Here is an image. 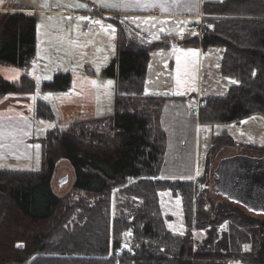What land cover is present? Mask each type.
Segmentation results:
<instances>
[{"label": "trees", "instance_id": "obj_1", "mask_svg": "<svg viewBox=\"0 0 264 264\" xmlns=\"http://www.w3.org/2000/svg\"><path fill=\"white\" fill-rule=\"evenodd\" d=\"M201 15L203 31L186 34L180 45L220 50L218 74L233 84L224 96L201 98L199 128L264 119V0L204 3ZM110 20L114 53L101 74L113 81L112 113L47 130L38 139L37 171H0V264H264V221H246V210L215 195L209 184L169 178L167 133L160 126L168 98L144 93L149 53L167 45ZM36 24L34 15L0 13V66L27 71ZM70 86V75L56 72L40 90L62 95ZM33 93L25 76L16 83L0 77V98ZM34 116L46 124L56 120L40 99ZM221 133L210 136L209 151L197 163L200 181L207 157L231 139ZM61 161L72 174L64 197L52 187ZM114 189L127 199L128 214H112ZM162 193L181 203V235L162 215ZM73 194L82 197L73 200Z\"/></svg>", "mask_w": 264, "mask_h": 264}, {"label": "rangeland", "instance_id": "obj_2", "mask_svg": "<svg viewBox=\"0 0 264 264\" xmlns=\"http://www.w3.org/2000/svg\"><path fill=\"white\" fill-rule=\"evenodd\" d=\"M58 1L61 2L62 6L72 10L75 14L66 17L63 22L49 23L43 20L40 23L37 31V56L31 68L36 82L35 91L38 98L50 104H52L49 98L50 96L41 94L38 84L45 80L47 82L50 81L52 74L58 70L62 73H81L82 70L94 71L96 73L95 77H98L97 73L106 68L109 64L113 52L115 31L113 25L106 22L100 15L99 17L95 16L100 21V27L95 26L96 24L93 23V21L92 23L88 22L89 14L97 11V4L102 0ZM20 2L23 4L29 3L33 8L43 10H50L51 4L53 3V1L50 0H43L41 5L38 4L37 0H21ZM54 2L57 4L56 0H54ZM57 6L59 7L58 4ZM85 23L86 25L83 27ZM187 23V21H184V27ZM47 24L56 26L49 29ZM64 24L67 26L65 27ZM106 26H108V28H103ZM164 27L165 25L161 23L153 24L156 37L162 35L161 30H163ZM89 28L92 30H89ZM186 33L185 30H179L174 38L181 40ZM188 37L194 38L196 35L189 34ZM156 53L157 54L151 59L148 67L146 95L168 98L164 107V115L160 126L161 129L167 133V152L165 156L167 163H169V165L171 163L172 166L170 172L169 165L167 166L168 174L170 173L169 178L171 180H192L196 181V183L199 181V183L202 182L200 184H209L212 188L213 170L220 159L232 155L264 158L263 118L253 117L243 120L237 125H230L226 129L221 127H214L213 129L207 127L197 128V114L192 115L188 111L189 108L196 106L202 97L224 96L227 87L233 84L232 81L220 76L221 78L218 81V85L215 87L217 91L209 88L211 85L215 86V82L219 79L214 73L219 63L215 55L209 52L206 54L203 53V59H200L199 67H197L196 60L194 59V66H191L181 76L177 73L175 74V71L174 73L165 69L163 71L162 69L165 67L164 61L169 60L170 57H168V54L165 53L162 48H157ZM167 57L168 59H166ZM165 63L168 62L165 61ZM205 77L207 78L205 79ZM90 83L88 91H79V95L81 94L82 97L87 100L88 104L92 103L96 98V101L98 100L101 107H98V110H88L86 113L87 116H93V114L105 110V108L108 107L106 100L111 98L112 92L106 91V93H104L100 91V88L95 86V82ZM102 92L104 93L103 95ZM53 109L56 112L55 107H53ZM51 125L52 124L46 125L48 130L54 127H51ZM59 126L61 125L59 124ZM223 130L228 133L231 139L226 148L215 149L213 155L210 156L209 159L207 157V165L205 168L207 171L205 170L204 172L206 173H202L205 175L203 178H205L200 181L198 180L200 176L197 163H200L202 156L209 149L210 136L212 134L214 136H220ZM33 162L34 165L31 163L21 168L25 171H37L39 169V157H36ZM180 175H182L183 178H181ZM71 184V170L65 161H61L52 178L54 192L64 197L70 190ZM217 196L221 197L219 195ZM71 197L73 200H77L82 197V195L75 196L73 194ZM110 199L113 215L117 212L121 213V211L125 215L128 214L126 206L128 201L120 194L119 190L114 189L111 192ZM131 200L132 199L129 201ZM160 205L162 215L167 219L168 228L173 233L181 235L183 233V214L180 201L170 197L168 193H162L160 194ZM246 212L248 213L244 214L246 215L244 218H247H245L246 221H256V218L260 221H264V216L255 215L248 211ZM122 251L124 250H121V252Z\"/></svg>", "mask_w": 264, "mask_h": 264}, {"label": "crops", "instance_id": "obj_3", "mask_svg": "<svg viewBox=\"0 0 264 264\" xmlns=\"http://www.w3.org/2000/svg\"><path fill=\"white\" fill-rule=\"evenodd\" d=\"M20 1L21 0H0V13H23L25 15H34L36 17L35 54L27 71L2 65L0 66V77L7 82L16 83L22 76H25L33 81L34 93L9 94L0 98V171H25L21 167H26L31 163L34 165L33 161L36 157H39L40 166V146L38 148L36 146L39 145L38 139L48 130V127L46 126L48 124L42 122L34 116L35 100L40 99L35 91L36 82L31 71L37 56V31L43 20L49 23H58L60 21L63 22L66 17L75 14L72 10L62 6L61 2L58 0L56 1L59 7L55 4L54 0H50L53 1L50 10L33 8L29 3L23 4ZM37 1L39 5L43 2V0ZM223 1L224 0H102L97 4V11L95 10V13L104 18L106 22L111 23L114 29L115 25L112 23L110 18L126 23L129 27L137 31L139 34L145 35L151 41L163 42L166 44L167 46L161 48L164 49V52L167 53L168 57L171 59L169 58V60H165L168 63H165L164 61L165 67L162 70L164 71L165 69L167 71H171L172 73L175 71V74L177 73L182 76L186 70H188L191 66H194V59L196 60L197 67H199L198 65L200 59H203V53L206 54L209 52L215 55L218 58L217 62H219L221 54L220 50L217 49L201 52L200 48L183 47L180 45L181 40L174 37L177 35L179 30H185L186 32L187 27L191 24L201 22L203 25L202 21L205 17L201 15L202 4H219ZM93 18H95V16H91L90 13L88 22L92 23ZM184 21L188 22L185 27ZM158 23L164 24L165 27L161 30L162 35L156 37L153 24ZM47 25L49 26V29L56 26ZM85 25L86 23L83 27H85ZM64 26L66 27L67 25L64 24ZM95 26L100 27V21ZM103 28H108V26ZM89 30L92 29L89 28ZM114 45L115 31L113 52L109 63L113 58ZM156 50L157 49L149 53L146 78L148 75L149 63L151 59L154 58L155 54H157ZM168 57L166 59H168ZM217 67L215 68L214 73L219 77V79L215 82V86L211 85L209 87L214 91H217L215 87L218 85V81L221 78L218 74ZM102 71L103 69L97 73L98 77H95L96 73L94 71L88 70H82L81 73L67 72L71 79V86L69 90L71 92L69 93L62 95H49L41 92V90L39 91L41 94L50 96L49 98L52 101V104H50L49 102L40 99L47 106H49L50 110L55 115L56 120L50 123L52 124L51 127L57 126L58 128H65L69 123L74 121L87 120L106 116L112 113L114 96L113 81L104 78L101 74ZM56 72L62 73L60 70ZM146 78L144 83L145 95L147 91ZM206 78L207 77H205V79ZM108 81H111L112 83L109 84ZM44 82L47 81L45 80L40 82L38 84L39 87H41V84ZM90 82H95V86L100 88V91H103L104 93H106V91H112L111 98L106 100L108 107L103 111L93 114V116H87L86 113L90 109L98 110V107H101V104H99L98 100L96 101V98L92 103L88 104L87 100L83 98L81 94L79 95V91H88L89 84H91ZM103 92L102 95L104 94ZM53 107H55L56 112ZM59 124L61 126H59ZM196 125H198L197 128H199L197 119ZM26 172L30 171L26 170Z\"/></svg>", "mask_w": 264, "mask_h": 264}, {"label": "water", "instance_id": "obj_4", "mask_svg": "<svg viewBox=\"0 0 264 264\" xmlns=\"http://www.w3.org/2000/svg\"><path fill=\"white\" fill-rule=\"evenodd\" d=\"M215 194L255 215L264 216V158H222L213 170Z\"/></svg>", "mask_w": 264, "mask_h": 264}, {"label": "built area", "instance_id": "obj_5", "mask_svg": "<svg viewBox=\"0 0 264 264\" xmlns=\"http://www.w3.org/2000/svg\"><path fill=\"white\" fill-rule=\"evenodd\" d=\"M93 23L97 24V20H93ZM187 31L190 34H199L203 31V26L201 24L191 25L188 27ZM205 101L206 100H202V102L200 104H203ZM190 112L194 114V113H196V110L191 109Z\"/></svg>", "mask_w": 264, "mask_h": 264}, {"label": "snow or ice", "instance_id": "obj_6", "mask_svg": "<svg viewBox=\"0 0 264 264\" xmlns=\"http://www.w3.org/2000/svg\"><path fill=\"white\" fill-rule=\"evenodd\" d=\"M109 84H111L112 82L111 81H108ZM37 148L39 147V145L36 146Z\"/></svg>", "mask_w": 264, "mask_h": 264}]
</instances>
